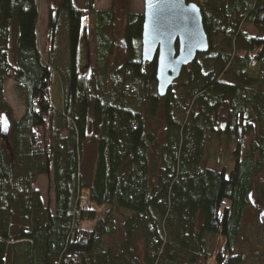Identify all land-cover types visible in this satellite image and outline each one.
<instances>
[{"label":"trees","instance_id":"16d2710c","mask_svg":"<svg viewBox=\"0 0 264 264\" xmlns=\"http://www.w3.org/2000/svg\"><path fill=\"white\" fill-rule=\"evenodd\" d=\"M96 1L88 0L96 70L86 79L78 63L86 23L74 0L49 10L47 60L40 1L0 0V121L11 111L8 80L25 104L8 137L0 130V264H244L238 248L254 190L264 203V134L255 124L264 125V90L249 75L264 63V0H188L201 9L209 52L163 98L156 61L142 62L144 16H126L118 69L116 15L96 11ZM243 25L258 36L243 34ZM124 78L130 104L115 90ZM176 102L188 111L183 126L172 115ZM223 137L233 146V168L207 169L205 153ZM89 141L95 157L87 172ZM41 177L51 181L54 210L34 189ZM106 207L110 214L98 220ZM121 211L131 216L117 226ZM105 238L116 242L103 251Z\"/></svg>","mask_w":264,"mask_h":264},{"label":"rangeland","instance_id":"374dc122","mask_svg":"<svg viewBox=\"0 0 264 264\" xmlns=\"http://www.w3.org/2000/svg\"><path fill=\"white\" fill-rule=\"evenodd\" d=\"M40 1V21H39V39H40V49L42 56L45 60L48 59V44L46 38L47 26H48V15L50 9H58L61 0H39ZM200 5H203L207 0H196ZM76 7L82 12L84 20L86 23V29L83 36V41L79 48L78 63L81 72V76L86 79H90L96 70V44L94 39V20L93 13L89 11L88 0H74ZM96 11H111L116 15V23L114 27V40H115V56L113 61H116L118 69L121 67L126 59V48L124 45V28L126 16L128 13H134L138 15H144L145 11V0H97L95 4ZM241 32L243 34H248L249 36H258L259 32L254 28L243 25L241 27ZM63 41V40H62ZM64 53V49L61 50ZM65 56V54H64ZM66 57V56H65ZM62 63H64L65 58L62 56ZM124 75V74H122ZM250 78L255 81V88L264 90V63L259 66L252 68L250 70ZM124 83V84H123ZM127 83V84H126ZM176 85H181L180 81L175 82ZM129 83L123 82L115 87V90L119 94H123V98L127 99V103H131L134 98L130 96ZM124 89V90H123ZM54 96L56 98L57 104L62 106L63 103V90L61 85H58L57 90L54 88ZM174 99L176 101L182 100L184 97L183 91L181 89H176L173 92ZM127 97V98H126ZM5 98L11 108V111L7 114V117L11 124L13 122L19 121L25 112L24 97L18 91L14 80L10 79L6 82L5 87ZM187 109L182 107L179 102L173 103L172 105V115L174 120L180 126H183L186 117ZM249 115H252L249 111ZM227 111L221 114L224 118L219 122V126L226 123ZM162 122V116H158L156 122L152 124V128H158L159 124ZM256 129L264 134V125H261L258 121H255ZM257 139V136L250 137L248 140V146ZM233 146L229 147V142L225 137L220 139V143L215 146L209 147L205 153L204 161L206 163V168L221 172L225 168L229 171L233 168V158L231 156V151ZM246 152L243 154V156ZM95 157V145L92 141L87 143L84 152L86 171L89 172L93 165V160ZM261 183H264V174L261 178ZM34 189L38 191L45 206H50L53 210L54 206V192L51 186V181L47 177H41L38 179ZM99 212L98 220L106 218L110 212L111 208L106 207L104 210L97 209ZM103 211V213H102ZM130 217L131 214L121 211L114 214L116 219V225H122L121 217ZM96 223H85L83 224L84 229L94 228ZM117 240H121V237L117 236ZM115 240L105 238L103 240L102 250L106 251L109 247L115 243ZM239 252H242L245 256L244 264H264V203L262 202L259 193L254 190L250 199V206L247 209L246 217L244 221V233L241 239Z\"/></svg>","mask_w":264,"mask_h":264},{"label":"water","instance_id":"95a60500","mask_svg":"<svg viewBox=\"0 0 264 264\" xmlns=\"http://www.w3.org/2000/svg\"><path fill=\"white\" fill-rule=\"evenodd\" d=\"M142 37L143 64L157 63V92L165 97L184 68L209 52L200 7L188 0H145ZM0 130L8 137L11 123L1 116Z\"/></svg>","mask_w":264,"mask_h":264},{"label":"crops","instance_id":"0c3cea01","mask_svg":"<svg viewBox=\"0 0 264 264\" xmlns=\"http://www.w3.org/2000/svg\"><path fill=\"white\" fill-rule=\"evenodd\" d=\"M38 35H39V30H38ZM39 42H40V39H39Z\"/></svg>","mask_w":264,"mask_h":264}]
</instances>
